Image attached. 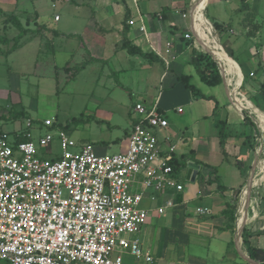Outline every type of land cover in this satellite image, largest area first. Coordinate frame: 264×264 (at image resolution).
Returning <instances> with one entry per match:
<instances>
[{
    "label": "crops",
    "instance_id": "crops-1",
    "mask_svg": "<svg viewBox=\"0 0 264 264\" xmlns=\"http://www.w3.org/2000/svg\"><path fill=\"white\" fill-rule=\"evenodd\" d=\"M213 1L215 6L222 1L230 2L227 12H222L225 15L216 14V23L224 26L230 23L232 27H228L224 34L237 35L232 22L235 14H238L240 0ZM209 2L210 0L60 2L70 3L75 11L70 15V27L74 21L83 22L85 25L80 33L63 32L64 29H61V34L44 23L38 24V14L31 15L21 9L19 0H0V33H3L0 35V66L3 63L7 68L6 72H0V77L6 79L11 86L9 91L0 89V100L8 102L11 106L22 105L20 75H27L21 70L29 67L23 58L25 51L29 46L34 47L36 41L40 44L39 47L43 45L44 51H47L49 35L54 39L62 35L78 38L81 44L79 46L86 50L87 61L107 64L114 59L127 61L130 56H138L144 61L142 63L140 60L139 66L141 71L146 73V83H152L157 65L163 68L159 80L161 84L166 82L169 91H160L152 97L149 104L145 101L137 103L154 105L157 102L158 110L164 114L168 123L165 129L155 132L162 150L171 153L172 159L178 162L184 160L187 165H196L198 170L194 181L191 182L187 180L188 167L181 168V181L175 177L182 186L181 191L163 188L159 192L147 190L143 193L141 207L148 212V216L146 223L134 238L142 252L150 256L151 261L135 258L125 251L121 253L123 264H249L244 258L253 260L249 257L251 252L257 254L254 262L264 264V112L255 106V100L259 102V87L264 82V63L257 62L256 67L252 69L245 63H237L228 57L225 50H233L227 43L223 44L219 33L220 39L213 37L212 23L205 16ZM194 4L199 11L193 18ZM240 14L237 22L242 19V12ZM125 18L128 26L126 30ZM22 20H25L27 26L32 22L34 30L24 28ZM14 22H18L19 27L14 26ZM142 26L145 28V34L140 31ZM12 27L17 29L18 34L9 38L5 32ZM185 34L191 37L185 39ZM258 35L259 32L257 37ZM84 39L90 40L91 45ZM126 41L138 48L141 54H129L124 47ZM168 42L172 44L171 54L175 58L169 67L172 66L173 71H176V74L173 73L169 77L166 72L168 69L154 52H163ZM220 44L225 46L224 50ZM86 45L90 47L87 49ZM16 51H21L23 55L12 62L19 75L13 73L8 66L9 56ZM201 53L208 54L212 60L218 61L220 88L210 94L201 93L191 83L194 79L191 67L197 73L198 65L193 60ZM144 54H151V57H144ZM67 63H70L69 60ZM32 68V75L39 79L45 78V62L35 64ZM65 68L68 69V66ZM250 74L253 76L250 77ZM183 78H187V84L193 86V90L184 85ZM248 79H252V82ZM205 103L209 104V108ZM178 109H181V113L177 112ZM23 113L24 111L13 115L6 114L0 107V130L12 140L23 132L22 126L17 124L18 120L24 117ZM168 114H171V117H168ZM243 114H247L245 116L253 123V127L245 123ZM133 121L135 118H132L130 127ZM220 128L229 132L224 147L220 144ZM129 133L130 131L126 134L127 138ZM255 133L257 137L253 143L252 137ZM171 147L174 149L170 152ZM122 148L126 149L127 145ZM254 165L256 167L252 174ZM251 176L249 204L246 207V189ZM141 180V176L136 177L134 192L141 190ZM167 201L173 202L172 207L166 208L162 214L158 213V209L163 208ZM228 205L239 207L234 211L233 228H229L224 215ZM197 209H206L207 213L200 215ZM242 222H245V244L242 236L237 240V231Z\"/></svg>",
    "mask_w": 264,
    "mask_h": 264
},
{
    "label": "built area",
    "instance_id": "built-area-1",
    "mask_svg": "<svg viewBox=\"0 0 264 264\" xmlns=\"http://www.w3.org/2000/svg\"><path fill=\"white\" fill-rule=\"evenodd\" d=\"M69 1L55 0L53 7ZM140 31L146 33L143 26ZM171 47L168 42L163 52L154 50L167 69L175 59ZM132 110L127 148L115 155H98L91 144L78 147L60 131L61 157L47 159L38 148H47L51 135L36 144L30 133L19 143L0 133V264H123L124 251L151 261L133 239L148 216L141 207L143 193L178 192L182 186L173 175L171 153L156 137V130L168 126L157 102L136 103ZM52 125V120L43 122L46 128ZM138 176L141 190L134 192ZM172 205L167 201L158 213Z\"/></svg>",
    "mask_w": 264,
    "mask_h": 264
},
{
    "label": "rangeland",
    "instance_id": "rangeland-1",
    "mask_svg": "<svg viewBox=\"0 0 264 264\" xmlns=\"http://www.w3.org/2000/svg\"><path fill=\"white\" fill-rule=\"evenodd\" d=\"M234 1L236 0H231V2ZM240 2L237 9L240 8ZM247 3L250 7L248 11H254L257 14L253 23L260 25L258 37L256 33L255 37H252L255 39L248 40L245 38L252 26L249 22L243 20L245 17L244 12H242L240 22H237V18L241 15L240 11L235 14L234 22H232L234 32L237 35L227 33L220 35L223 44L227 43L230 49L233 50L231 51L233 59L237 63L243 62L249 68L254 69L257 62L264 63V0H247ZM18 4L21 9L31 15L37 13L38 24L44 23L50 29H55L61 34L63 32L70 33V31L80 33L85 26L83 22L74 21L72 27H70V18H72L70 15L75 13L70 3H56L53 7L51 0H19ZM229 4L230 2L222 1L217 7L214 5V1L210 0L206 6L207 10H204L205 16L211 23H214L218 21L216 14L227 12ZM222 15L225 14L222 13ZM56 16L58 20H55ZM21 23L24 28L29 27L32 30L35 28L32 22L29 23V26L26 25L25 20H22ZM225 23L227 25L228 21ZM61 29H64L63 32H61ZM213 29L215 30L214 27ZM1 34L3 33L1 32ZM17 34L18 31L15 27L5 32V35L9 38ZM215 34L218 36L216 30ZM50 38L53 37L49 35V38H47V51H44L43 45L39 47L40 44L38 45L36 41L34 47L29 46L25 51V56L20 53L21 51H16L9 56L8 66H10L13 73L19 75V71L12 62L20 56H23L27 63L26 66L29 67L24 71L21 70L22 73L25 72L27 75H20L22 105L11 106L8 102L0 100V107L4 109L6 114L10 115L24 111V117L22 116L17 124L22 126V131L26 130L31 134L32 140L36 144L40 137L46 134L51 135V144L47 148H38L41 157L47 159L61 157L62 152L58 139L60 131H63L78 147L88 143L92 144L98 155H115L125 151L126 149L122 147L128 145L126 144L128 139L126 134L131 129L132 118H135L132 110L134 105L143 101L149 104L152 97L160 91H169L166 82L161 84L159 80L163 68L157 65V68H155L157 70L156 75L153 77L152 83H146V81L144 82L146 73L142 72L139 66L140 60L142 63L144 61L139 59L138 56H130L127 61L114 59L107 64L99 61H87V57L85 58L86 50L80 47L81 44L78 38H68L63 35L53 38V40ZM84 40L91 45L90 40ZM90 45H86L87 49ZM220 45L224 50L225 46ZM4 48L6 49V47ZM202 56L205 55L202 54ZM68 60L70 63L66 64ZM42 62L46 63V76L39 79L32 75L34 72L32 66ZM65 66H68V69ZM6 69L1 63L0 72H6ZM191 71L194 78L191 83L201 93L210 94L220 88V85H208L202 82L198 78V74L194 72L193 67H191ZM166 72L169 73V77L176 71H173L172 66H170ZM248 81L252 82V79H248ZM178 86L182 87L183 85L178 84ZM10 88L11 86L8 85L7 80L0 77V89L9 91ZM257 97L261 100L260 94ZM206 107L209 108V104H206ZM168 117H171V114H168ZM46 119L52 120V127L46 128L43 126ZM28 123H30V127H27ZM221 130L228 132L224 128H220ZM256 134L252 137L253 143H255ZM179 173L180 171L176 173L175 177L181 181ZM238 208H236V211ZM134 236L133 239H135Z\"/></svg>",
    "mask_w": 264,
    "mask_h": 264
},
{
    "label": "trees",
    "instance_id": "trees-1",
    "mask_svg": "<svg viewBox=\"0 0 264 264\" xmlns=\"http://www.w3.org/2000/svg\"><path fill=\"white\" fill-rule=\"evenodd\" d=\"M241 5L239 8L240 12H244L245 13V17L243 18L244 21H247L250 23V25L252 26V29L249 30V32L246 34V38H252L255 37V34L258 33V31L260 30V25L254 24L253 21L254 19H256V12L254 11H248L249 10V4L247 3V0H241ZM126 18L124 21V28L126 30L127 26V22H126ZM14 26L19 27V23L18 22H14L12 23ZM254 24V25H253ZM213 27L215 28V30L219 33L222 34L225 31H228V27H231V24L228 23L227 26H224L222 24H218L216 22L212 23ZM211 25V32L213 34V37L215 39H218L217 35L215 34V30L213 29ZM22 32L18 35L19 37L21 36ZM124 47L125 49L128 51L129 54L135 55V54H141V51L138 48H135L134 46H131L129 42H124ZM226 54L228 55L229 58H231L232 60V53L230 51H228L227 49L225 50ZM205 56H202L201 54H199L194 60V63H198V65L196 66V70H197V74L199 75L200 79L202 82L208 84V85H219L221 83V78H220V74L218 71V68L216 67V64L218 66V61L217 60H212L211 56L208 54H204ZM144 57H151V54H144ZM155 58V57H154ZM235 61V60H234ZM240 66V65H239ZM184 80V85L189 88L190 90H193V86L187 84V78H183ZM260 89V97L261 100L258 98L259 102L257 100H255V106L256 108H258L260 111L264 112V82H262V84L259 87ZM244 121L245 123L251 125L253 127V123L250 122V119L248 117H244ZM262 121V119H261ZM135 123V121L132 122V124ZM262 126H264V123H262ZM0 133H4L0 130ZM28 132L23 131L21 134H17L16 138L14 140L15 143H19V142H25L28 141V139L26 138V134ZM229 133V132H228ZM228 133H225L224 131H220V144L221 147H224V143H225V139L228 136ZM170 165L172 166L173 169V175L175 176L176 173H178L179 171H181V168H185L187 166V163L183 160L181 162H178L177 160L172 159ZM221 187V186H220ZM222 188V187H221ZM235 205H228L227 206V210L224 211V215L227 218V221L229 223V228H233V223L235 221L234 218V211H235ZM242 239H243V243H246V235L245 232L243 230L242 232ZM249 257L253 260L257 259V254L255 252H251L249 253Z\"/></svg>",
    "mask_w": 264,
    "mask_h": 264
},
{
    "label": "water",
    "instance_id": "water-1",
    "mask_svg": "<svg viewBox=\"0 0 264 264\" xmlns=\"http://www.w3.org/2000/svg\"><path fill=\"white\" fill-rule=\"evenodd\" d=\"M187 167H188L187 180H190L191 182H193L195 179L198 167L196 165H193V164H188ZM255 167L256 166L254 165L252 168V174L254 173ZM251 185H252V176L248 180L247 189H246V193H247L246 195L248 196V200L246 202V207L249 204V195H250V191H251ZM244 219L246 220V215H245ZM244 224H245V222H242L240 228H238V231H237V240L238 241L241 239ZM244 260H246L249 264H258L257 262H254L253 260H250L248 258H244Z\"/></svg>",
    "mask_w": 264,
    "mask_h": 264
},
{
    "label": "bare ground",
    "instance_id": "bare-ground-1",
    "mask_svg": "<svg viewBox=\"0 0 264 264\" xmlns=\"http://www.w3.org/2000/svg\"><path fill=\"white\" fill-rule=\"evenodd\" d=\"M198 11H199V10L197 9L196 4H194V5H193V18H194L195 16H197Z\"/></svg>",
    "mask_w": 264,
    "mask_h": 264
}]
</instances>
